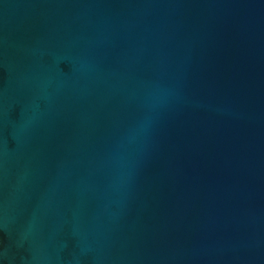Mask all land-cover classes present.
Listing matches in <instances>:
<instances>
[{
  "label": "water",
  "instance_id": "obj_1",
  "mask_svg": "<svg viewBox=\"0 0 264 264\" xmlns=\"http://www.w3.org/2000/svg\"><path fill=\"white\" fill-rule=\"evenodd\" d=\"M0 264H264V0H0Z\"/></svg>",
  "mask_w": 264,
  "mask_h": 264
}]
</instances>
